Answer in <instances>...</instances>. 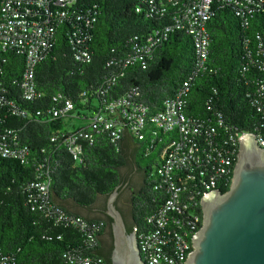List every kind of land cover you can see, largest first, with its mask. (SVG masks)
<instances>
[{
  "label": "trees",
  "instance_id": "16d2710c",
  "mask_svg": "<svg viewBox=\"0 0 264 264\" xmlns=\"http://www.w3.org/2000/svg\"><path fill=\"white\" fill-rule=\"evenodd\" d=\"M196 5L0 0V258L109 264L117 191L143 264H184L202 195L230 184L238 136L264 135V0H210L204 20ZM191 27L208 39L204 56ZM122 97L148 117L178 99L186 131L147 117L113 139L90 125ZM66 118L88 122L68 130ZM77 132L87 137L74 159L66 138Z\"/></svg>",
  "mask_w": 264,
  "mask_h": 264
},
{
  "label": "water",
  "instance_id": "95a60500",
  "mask_svg": "<svg viewBox=\"0 0 264 264\" xmlns=\"http://www.w3.org/2000/svg\"><path fill=\"white\" fill-rule=\"evenodd\" d=\"M117 194L112 192L106 203L112 218L109 264H143L135 234L126 232L118 209L124 197ZM200 206L201 225L191 237L184 264H264V148L254 135L238 138L228 188L204 194Z\"/></svg>",
  "mask_w": 264,
  "mask_h": 264
},
{
  "label": "built area",
  "instance_id": "2783aa9c",
  "mask_svg": "<svg viewBox=\"0 0 264 264\" xmlns=\"http://www.w3.org/2000/svg\"><path fill=\"white\" fill-rule=\"evenodd\" d=\"M209 4H210V0H197L196 11L195 13L191 12L190 15L193 16L196 20L199 18H201L202 20L208 18ZM189 23H195V22L190 20ZM188 30L190 32H194L198 51L201 56H204L208 39L200 29L191 27ZM68 107H70L69 103L66 104V108ZM115 110L121 113V116H118L117 118H113L112 116L109 115L115 113L116 112ZM147 117L148 116L143 111V108L139 105V103H135V102L130 103L129 101L126 100L125 97H122L120 99L110 100L109 102L104 103L102 105V110L99 109L95 113H93L90 116L89 120H90V125L93 128H98L100 130H107L111 135V137L113 139H116L119 137L123 126L130 125L131 127H133L134 125H136L137 127H139L145 123ZM148 118L150 119L151 122H153V124L156 127L162 128L164 131H172L174 129H178L180 132L186 131L187 118L182 112L180 101L178 99L167 101L162 111H159L157 114L150 116ZM244 134H250V133H242L238 136V138ZM254 136L257 145L264 148V135L258 137L256 135ZM84 137H87V134L82 132L72 133L69 136H67L66 138L67 148L71 153L72 158L76 159L80 154H82L83 149L80 140H84ZM139 138H141V136H139ZM6 147L7 146L4 142H0L1 154H5L8 151ZM19 151L23 152L24 148H20ZM173 158H174L173 156H169L165 159L164 166L166 172L171 170ZM183 247L187 248V244L184 243ZM148 259H149L147 261L148 264H160L156 259V257L154 256H150ZM0 264H8V263L4 258H0Z\"/></svg>",
  "mask_w": 264,
  "mask_h": 264
},
{
  "label": "rangeland",
  "instance_id": "374dc122",
  "mask_svg": "<svg viewBox=\"0 0 264 264\" xmlns=\"http://www.w3.org/2000/svg\"><path fill=\"white\" fill-rule=\"evenodd\" d=\"M70 120V119H69ZM68 118L64 119V122H66V126L65 128H67L68 130L69 129H72V124L74 126H78L80 124H85L86 122H88L87 120L85 119H76V118H71V120L69 121ZM64 129V128H62ZM122 204L124 203L123 200H121Z\"/></svg>",
  "mask_w": 264,
  "mask_h": 264
}]
</instances>
